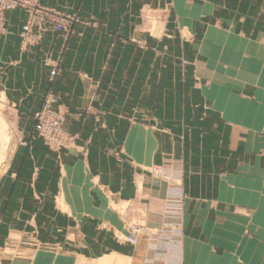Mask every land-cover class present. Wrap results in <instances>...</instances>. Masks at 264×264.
I'll return each mask as SVG.
<instances>
[{"label":"crops","instance_id":"obj_1","mask_svg":"<svg viewBox=\"0 0 264 264\" xmlns=\"http://www.w3.org/2000/svg\"><path fill=\"white\" fill-rule=\"evenodd\" d=\"M39 2L80 22L24 46L27 13H5L0 264H153L163 243L123 239L130 220L171 234L158 264H264V0ZM49 91L74 136L58 150L34 129Z\"/></svg>","mask_w":264,"mask_h":264},{"label":"built area","instance_id":"obj_2","mask_svg":"<svg viewBox=\"0 0 264 264\" xmlns=\"http://www.w3.org/2000/svg\"><path fill=\"white\" fill-rule=\"evenodd\" d=\"M24 8L28 12L26 22L21 31L23 44L37 42L42 34L50 27L61 29L64 25L63 16L53 8L40 5L33 0H0V37L5 34L4 13L14 8ZM45 64L50 66V79L57 73L58 69L51 61L45 60ZM58 101V96L48 93L40 109L34 113L35 129L37 134L53 149L66 147L72 141V137L63 129L62 123L64 114L54 108ZM156 177H164L162 168L155 169ZM136 226H130L128 240L131 243L136 241Z\"/></svg>","mask_w":264,"mask_h":264},{"label":"rangeland","instance_id":"obj_3","mask_svg":"<svg viewBox=\"0 0 264 264\" xmlns=\"http://www.w3.org/2000/svg\"><path fill=\"white\" fill-rule=\"evenodd\" d=\"M33 1H36L40 5H43V4H41L39 2V0H33ZM44 6H47V7H50V8H53V9L59 11L61 13L60 15L63 16V23H64V25L62 26L61 29L58 30V29H53V28H50L49 27L46 30V32L47 31H51V32H58V33H64V34H66V33H69L71 31V29H72V27H73V25L75 23H79L80 22L79 16L77 15L76 12L66 11V10H60V9H57L55 7H51V6H48V5H44ZM16 9H22V10H24L27 13V16H28V12L26 11V9L21 8V7L14 8V9H11V10H8V11H12V10H16ZM8 11H6V12H8ZM5 13H4V19H5ZM164 14H165V10L164 9H151V8H147V7L144 8V10L141 11V16L144 19L146 32L151 33L152 35H154V34L155 35H158L159 34V28H160L161 22L163 21ZM27 16H26V19H27ZM25 22H26V20H25ZM23 25H22V27H23ZM5 30H6V19H5ZM21 31H22V28H21ZM21 31H20V36H21ZM43 34H42V36H43ZM42 36H41V38H42ZM41 38L37 42H35V43H26V44H23L22 38H21V42H22V45H24V46L35 45V44H37V43L40 42ZM48 93H54V94H56L58 96V101H59V98L60 97H59V95L57 93L51 92V91H49ZM48 93H46V95ZM45 96H44V98H45ZM58 101H57V103H58ZM56 104L54 105V108L57 109V110H60V109H58L56 107ZM60 111L64 114V120H63V123H62V127L65 130V128H64L65 112L62 111V110H60ZM0 113H1L4 121L6 122L5 127H6V132H7V135H8V140L4 144V146L2 148V152L0 154V155H2V157L0 158V172H1L2 169L5 166L8 158H9V155L11 153V150H12L14 144H15V141H16V126H15L14 114L11 112V109H10L9 105L7 104L6 98L3 97V95H0ZM33 118H34V114H33ZM34 129H35V119H34ZM35 131H36V129H35ZM36 134H37V131H36ZM70 136L72 137V141L66 147H68L70 144H72V142L74 140V136L73 135H70ZM43 141H44V139H43ZM50 148H52V147H50ZM61 148H65V147H61ZM61 148H59V149H61ZM55 150H58V149H55ZM156 168L158 169V168H162V167L161 166H153L150 169V173L154 177H156L155 176V169ZM163 171H164V169H163ZM164 176H165V171H164ZM124 207H126V203H123V204L117 206L116 208H118V210L122 211V210H124ZM136 223H137L136 221L130 220L129 226L127 228V234L125 236H123V239H125L126 241H128L129 243H131L128 240V237H129V228H130V226H136L137 227L136 241L134 243H132V244H135L138 241V237L140 235L144 236L146 240L147 239L151 240V243L152 244H155L156 241H158V243L159 242L160 243H163L159 248L156 249L158 251V253L155 256V262H153V264H158L157 263V260H159L161 258H164V260H165V257L168 254V242H169L170 237H172L171 234L168 231H159V232L153 231V230H146V231H144V230L140 229V227L137 226ZM150 237H151V239H150ZM151 263L152 262H149L147 264H151Z\"/></svg>","mask_w":264,"mask_h":264},{"label":"bare ground","instance_id":"obj_4","mask_svg":"<svg viewBox=\"0 0 264 264\" xmlns=\"http://www.w3.org/2000/svg\"><path fill=\"white\" fill-rule=\"evenodd\" d=\"M6 122L4 121L1 113H0V154L2 152V148L4 146V144L6 143V141L8 140V135L6 132ZM2 157V155H0V158Z\"/></svg>","mask_w":264,"mask_h":264}]
</instances>
